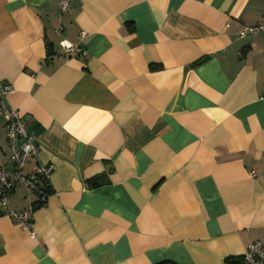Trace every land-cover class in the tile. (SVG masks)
Segmentation results:
<instances>
[{
	"label": "crops",
	"instance_id": "crops-1",
	"mask_svg": "<svg viewBox=\"0 0 264 264\" xmlns=\"http://www.w3.org/2000/svg\"><path fill=\"white\" fill-rule=\"evenodd\" d=\"M60 2L0 0V86L38 144L23 172L51 167L33 236L0 209V264L242 258L264 240V32H238L264 0Z\"/></svg>",
	"mask_w": 264,
	"mask_h": 264
},
{
	"label": "built area",
	"instance_id": "built-area-1",
	"mask_svg": "<svg viewBox=\"0 0 264 264\" xmlns=\"http://www.w3.org/2000/svg\"><path fill=\"white\" fill-rule=\"evenodd\" d=\"M68 7L69 0H61L60 9L64 11ZM258 32H264V22L244 26L239 30L238 34L243 37L247 34H256ZM61 46L66 54L74 53L78 56L86 54L85 49L65 41L61 42ZM11 91L12 86L9 84L0 86V120H3L5 124L11 163L10 168L0 166V209L33 236V212L37 206L44 203L47 195L45 186L48 185L51 167L39 163L31 173L25 174L23 172L27 161L37 156L38 144L35 137L28 133L26 124L19 111L6 105L4 98ZM250 174L253 176L255 172L251 170ZM20 185L26 186L29 191L34 192L38 199L25 209L15 210L8 204L9 195ZM241 264H264V240L255 241L248 245L242 256Z\"/></svg>",
	"mask_w": 264,
	"mask_h": 264
},
{
	"label": "trees",
	"instance_id": "trees-1",
	"mask_svg": "<svg viewBox=\"0 0 264 264\" xmlns=\"http://www.w3.org/2000/svg\"><path fill=\"white\" fill-rule=\"evenodd\" d=\"M45 192L49 193V188H48L47 185L45 186ZM225 261H226V264H241L242 258L240 256H238V257H229ZM156 264H177V263L166 260V261H161V262L156 263Z\"/></svg>",
	"mask_w": 264,
	"mask_h": 264
}]
</instances>
